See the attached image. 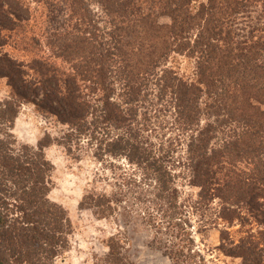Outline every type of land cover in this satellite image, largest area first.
<instances>
[{
  "label": "trees",
  "instance_id": "trees-1",
  "mask_svg": "<svg viewBox=\"0 0 264 264\" xmlns=\"http://www.w3.org/2000/svg\"><path fill=\"white\" fill-rule=\"evenodd\" d=\"M0 79V264H56L70 249L71 221L50 199L54 144L111 174L82 209L145 229L171 264H207L176 167L199 204L220 203L216 252L264 264V0H0ZM24 105L57 136L19 144ZM165 111L186 159L150 135ZM128 242L112 235L93 264H136Z\"/></svg>",
  "mask_w": 264,
  "mask_h": 264
},
{
  "label": "rangeland",
  "instance_id": "rangeland-1",
  "mask_svg": "<svg viewBox=\"0 0 264 264\" xmlns=\"http://www.w3.org/2000/svg\"><path fill=\"white\" fill-rule=\"evenodd\" d=\"M23 32V31H22ZM15 37L21 33L14 34ZM9 51H13L11 47ZM18 56L19 53L14 51ZM182 74H189L188 65L182 63ZM10 89L6 80L0 79V101L8 98ZM161 124L156 133H152V138L156 144L169 146L170 142L176 140L174 157L186 159V144L184 141L178 145V135L181 133L172 125L173 119L168 111H165L160 119L156 120ZM205 124V122H203ZM59 128H56L45 121L36 111L34 106L24 105L21 114L16 122L14 133L19 144L37 147L39 141L50 133L57 136ZM186 136V135H185ZM184 140V136H181ZM174 149V148H173ZM46 156L53 164L54 187L50 194V199L62 206L71 221L72 235L70 236V249L56 264H93L96 257H100L108 252L107 241L112 235L120 233L122 238H128L127 247L136 264H171L162 252L150 246L151 234L145 229L126 226L125 222L118 220H99L91 210L82 209L81 202L88 188H93L94 182L100 183V187L105 182L106 174L111 178L110 172L104 174L101 166L91 160V153H84V159L79 163L71 160L65 149L57 144L46 149ZM128 169L126 162H121ZM178 178L176 187L179 190L180 204L186 216L191 220L196 238V249L206 258L207 264H240L239 259L223 256L216 252L220 244L221 231L227 228L222 220L218 218L220 210L219 201H215L211 206L199 204L197 201L198 190L189 186V179H186V170L175 168ZM130 172V171H129ZM104 174V175H103ZM206 228L199 234L198 229ZM241 229L239 223H235L229 231L235 232ZM246 229H252L258 233L260 227L253 223ZM237 238L236 234H233Z\"/></svg>",
  "mask_w": 264,
  "mask_h": 264
}]
</instances>
